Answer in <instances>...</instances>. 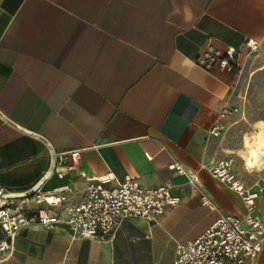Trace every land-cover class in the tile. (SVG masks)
Returning a JSON list of instances; mask_svg holds the SVG:
<instances>
[{"label": "crops", "instance_id": "1", "mask_svg": "<svg viewBox=\"0 0 264 264\" xmlns=\"http://www.w3.org/2000/svg\"><path fill=\"white\" fill-rule=\"evenodd\" d=\"M251 40L264 42V0H0V111L55 153L80 151L42 188L70 185L77 203L90 179L113 171L112 185L125 175L146 187L170 181L181 197L158 221L127 218L103 239L27 228L0 264H173L178 244L220 215L244 216L242 197L208 170L219 158V137L208 133L226 104L238 105L241 79L196 59L210 48L246 51ZM173 161L198 185L170 170ZM50 165L41 138L0 116L5 194L31 189ZM238 174L249 186L261 177ZM202 192L216 209L202 205ZM15 203L28 214L35 206L31 197ZM257 208L264 223L263 197ZM249 264H264V245Z\"/></svg>", "mask_w": 264, "mask_h": 264}, {"label": "built area", "instance_id": "2", "mask_svg": "<svg viewBox=\"0 0 264 264\" xmlns=\"http://www.w3.org/2000/svg\"><path fill=\"white\" fill-rule=\"evenodd\" d=\"M262 41L251 40L247 50L228 46L223 52L210 48L196 59L205 70L217 65L224 71L235 73L240 80L247 61L257 52ZM237 105L226 104L219 118L208 133L209 139L220 137L230 115L237 113ZM53 174L63 177L68 155L77 163L80 151L56 153ZM188 181L198 185L197 174L182 163L173 161L168 165ZM208 170L213 178L236 191L246 206V213L239 217L222 214L193 241L179 243L173 264H249L254 261L264 245V223L257 208V200L264 198V176L249 186L235 169L234 159L224 156L216 159ZM113 171L90 179L83 198L72 203L69 195L74 189L64 185L51 190L40 187L32 196L35 206L28 214L15 203L16 199H3L5 191L0 188V257L13 250L16 236L27 228L41 226L53 229L59 225L70 229L73 237L103 239L114 235L122 221L127 218H142L153 223L181 202L174 192V184L167 181L155 186H143L139 179L125 175L117 184ZM202 205L216 209V203L205 192L201 194ZM60 211H53L49 206Z\"/></svg>", "mask_w": 264, "mask_h": 264}, {"label": "rangeland", "instance_id": "3", "mask_svg": "<svg viewBox=\"0 0 264 264\" xmlns=\"http://www.w3.org/2000/svg\"><path fill=\"white\" fill-rule=\"evenodd\" d=\"M263 66L264 42L247 61L237 96L239 111L229 116L225 130L216 144L219 157L228 156L234 159L236 171L250 175L252 178L264 176V171L260 174L246 170L242 154L246 150L244 138L253 135L257 121L264 120Z\"/></svg>", "mask_w": 264, "mask_h": 264}, {"label": "bare ground", "instance_id": "4", "mask_svg": "<svg viewBox=\"0 0 264 264\" xmlns=\"http://www.w3.org/2000/svg\"><path fill=\"white\" fill-rule=\"evenodd\" d=\"M255 127L253 135L244 138L246 150L242 151L245 168L251 172H259L264 167V120L257 121Z\"/></svg>", "mask_w": 264, "mask_h": 264}, {"label": "water", "instance_id": "5", "mask_svg": "<svg viewBox=\"0 0 264 264\" xmlns=\"http://www.w3.org/2000/svg\"><path fill=\"white\" fill-rule=\"evenodd\" d=\"M0 116L5 119L6 121H8L9 123L15 125L17 128L25 131V132H28L30 134H33L39 138H41L46 144L47 146L49 147V150H50V153H51V165L47 171V173L42 177V179L36 183L31 189L25 191V192H20V193H9V194H5L4 196L8 199H24V198H29L31 197L40 187L43 186V184L46 182V180L48 178L51 177V175L53 174L54 172V169H55V166H56V153H55V150L53 149V147L51 146L50 142L45 138L43 137L42 135L38 134V133H35L33 131H30L28 129H25L24 127H21L20 125L16 124L15 122H13L11 119H9L4 113H2L0 111Z\"/></svg>", "mask_w": 264, "mask_h": 264}]
</instances>
